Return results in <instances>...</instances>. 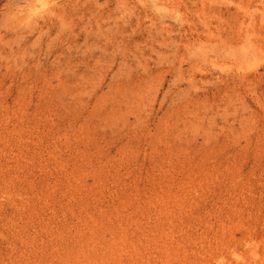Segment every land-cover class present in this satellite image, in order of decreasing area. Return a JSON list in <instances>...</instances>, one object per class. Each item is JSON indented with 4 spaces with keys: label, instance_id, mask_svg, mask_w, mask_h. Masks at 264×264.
Masks as SVG:
<instances>
[{
    "label": "rangeland",
    "instance_id": "rangeland-1",
    "mask_svg": "<svg viewBox=\"0 0 264 264\" xmlns=\"http://www.w3.org/2000/svg\"><path fill=\"white\" fill-rule=\"evenodd\" d=\"M0 264H264V0H0Z\"/></svg>",
    "mask_w": 264,
    "mask_h": 264
}]
</instances>
